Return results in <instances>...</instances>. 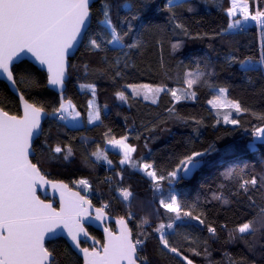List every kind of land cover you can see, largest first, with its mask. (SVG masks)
<instances>
[{
	"label": "snow or ice",
	"instance_id": "obj_1",
	"mask_svg": "<svg viewBox=\"0 0 264 264\" xmlns=\"http://www.w3.org/2000/svg\"><path fill=\"white\" fill-rule=\"evenodd\" d=\"M201 2L222 12L227 20L225 26L213 30L210 36L203 33L210 39L242 34L254 22L261 37L258 56L241 59L230 52L224 60L229 67L239 65L248 85L254 86L256 77L264 80V0ZM153 5L155 0H0V77L15 89L22 106V113L17 114L0 106V264H60L55 249H50L46 243L54 242L58 233L66 234L76 255L82 257V264H152L146 249L153 238L157 240L161 257H167L169 264H194L189 253L201 257L203 264H264V169L257 172L255 166L248 163L224 166L210 159L218 152L215 141L206 147H196L203 120L182 115L176 106L182 101H195L198 90L208 88L212 96L207 104L217 117L213 127L221 122L223 113L224 124L239 128L252 138L247 147L253 153H259L257 142L264 144V111H254L240 100L230 98L229 87L215 83L217 73L207 56L194 58L192 67L185 65L183 74L177 75L175 87L167 83H121L128 70L137 69L134 57L142 56L149 47L150 40L146 37H154L161 52L165 40L172 52L182 47V39L172 42L171 37L202 38L200 33L193 37L182 19L184 11H197L192 0H164L162 6L153 8ZM157 13L167 14L164 23L154 22ZM80 48L99 56L94 67L83 65L85 77H92L90 82L79 85L91 97L86 102L85 112L65 96L70 69L76 67L71 53ZM27 54L39 65L35 71L20 63ZM160 67L164 68L163 58ZM35 72L46 73V84H40ZM97 80H106L116 86L115 100L129 107L139 98L158 105L161 94L170 97L166 115L157 113L156 122L145 129L153 140L155 137H151V133L157 128L170 131L162 126L171 121L185 126L191 121L194 125L193 135L185 138L182 150L169 154L171 166L167 168L157 166L151 149L147 158L134 157L137 146L129 143L127 133L117 137L110 127L103 133L105 147L96 145L90 156L112 166L113 161L108 156L110 147L119 153V165L143 173L151 183L157 219L153 221L151 214L137 217L132 211L134 193L130 185L122 186L121 169L116 172L119 182L115 190L128 204V212L117 218V230L104 227L102 242L90 235L89 226L95 222L104 223L109 204L95 207L87 195L74 191L62 180L49 179V173L38 159L43 153H47L49 162L68 161L75 155L71 143L53 146L49 142L50 132L46 133L42 126L46 118L67 131H80L86 125H104L108 105L98 102ZM21 83L29 88L43 86L56 90L58 106L46 105L30 95L26 97L20 90ZM260 92L264 94V87ZM233 112L237 117L247 113L256 123H242L239 118H233ZM135 139H140V133ZM147 140L148 137L145 138L146 149ZM81 141L87 143V137H81ZM231 151V148L226 149L225 154ZM260 159L264 163V155ZM217 165L223 167L219 173L220 182L215 190L210 189L211 197H205V203L237 204L246 209L243 217L231 227L227 221L217 227L215 221H209L199 197L196 202L189 203L181 198L182 194L175 187L200 170ZM111 179L107 178L106 182L110 183ZM74 183L85 191L92 187L88 179ZM49 185L59 192L58 208L37 194L39 188ZM186 221L197 222L206 229L208 236L181 231ZM88 241H91L90 246H82ZM214 244L221 247L214 248ZM235 245L243 247L233 254L228 249ZM214 251H221L222 258L214 259Z\"/></svg>",
	"mask_w": 264,
	"mask_h": 264
},
{
	"label": "trees",
	"instance_id": "obj_2",
	"mask_svg": "<svg viewBox=\"0 0 264 264\" xmlns=\"http://www.w3.org/2000/svg\"><path fill=\"white\" fill-rule=\"evenodd\" d=\"M197 6L195 13L183 12L182 19L185 25L191 31L193 37L200 33L202 38L188 37H171L172 42L177 38L183 40L182 47L172 52L170 44L165 40L163 51L155 43L154 37H146L150 40L149 47L144 51L142 56L134 57L137 64V69L128 70L127 77L121 83H167L171 87L177 86V75H182L185 71V65L192 67L194 58L207 56L215 67L217 75L214 77L216 84L229 87V97L240 100L241 103L254 111H264V94L260 89L264 87V80L256 77L255 85H248L239 71V65L229 67L224 57L230 52L239 56L241 59L244 56H258L260 47V30L254 23H250L246 32L238 35H225L222 39H210L209 36L213 30H218L226 25L225 15L211 5H205L201 0H192ZM164 0H155V5L162 6ZM153 5V8L155 7ZM97 6H99L97 4ZM166 13H157L154 18L156 23H164ZM203 33H209V36H203ZM171 35V34H169ZM161 58H163L164 68L160 67ZM99 61V56L89 53L84 48H80L72 56V63L76 66L70 69L69 78L66 83L65 96L71 98L73 103L81 112L86 111V102L90 99V93L86 90H81L79 85L92 80V77H85L84 64L95 66ZM181 62H183L181 64ZM23 66H31L35 71L37 68L26 61L20 62ZM167 73V75L165 74ZM40 80V84H46V76L43 72H35ZM255 75V74H253ZM98 84V102L101 105L107 104L105 110L104 125H86L80 131H67L59 123L49 120L43 122L46 133L50 132L49 142L55 146L60 143L62 146L71 143L74 150V157L68 161L49 162L47 153H43L38 157L45 171L49 173V179L62 180L69 187L80 191L82 195H87L95 207H99L101 203L109 204L107 215L113 218L126 216L128 212V204L123 202L118 192L115 190L119 182L116 172L123 169V187L131 186V191L134 193L132 200V211L137 217L151 214L153 221L157 219L155 208L157 205L153 203V195L151 191V183L149 179L141 172L132 171L127 166L119 165L120 155L117 151L108 149L109 159L113 161V165H108L105 161H97L95 157H91L90 153L95 150L96 145L102 148L105 146L103 133L108 127L112 129V133L117 137L128 134L129 143L137 146V152L134 157H148L149 149L154 155L157 166L159 168H167L171 166V161L168 156L171 153L182 150L185 138L192 133V124L189 121V126L178 124L174 121L169 122L162 127L170 129V131H161L157 128L150 134L145 130L151 128L156 122L157 113L161 116L166 115L165 109L170 106V97L161 94L158 105H152L151 101H144L142 98L133 102V106L129 107L114 98V85L106 80H97ZM20 90L27 96H31L44 102L46 105L58 106V94L46 87L29 88L26 84H19ZM212 92L208 88H200L195 101H182L178 104L177 110L185 116L196 117L202 119L204 124L200 128V137L198 138L196 147H206L209 143L215 141L218 152L213 153L210 159L220 161V164L237 163L241 166L243 163L254 165L257 172L264 169V163L261 162V155H264V144L257 142L256 147L259 153H253L247 147L252 141V138L241 129L232 125L223 123L222 115L220 123L215 125L216 114L215 110L207 104L211 99ZM0 106L11 114L19 113L18 101L16 97L9 91L8 87L0 81ZM47 110H51L48 107ZM233 118H239L242 123H256L255 120L247 113H241L239 117L235 112L232 113ZM127 117V121H125ZM86 119V116H85ZM107 126V127H105ZM67 133V134H65ZM137 133H140V139H135ZM222 137L217 140V137ZM81 137H87L88 142L81 141ZM148 137V149L144 147L145 138ZM74 138V139H73ZM44 137H41V141ZM231 148V152L225 154V150ZM223 156V159L221 157ZM33 162H36L35 160ZM223 171L220 165L207 167L200 170L198 173L186 181H182L175 185L178 193H181V198L189 203L196 202L199 197L200 206L207 212L209 221H215L216 226L224 222L232 226L234 221L238 222L239 218L243 217L246 209L237 204L221 205L216 201L205 203V197L210 199L211 190H215L220 182L219 173ZM111 177V181L106 182L107 178ZM88 179L91 183V190L85 191L82 187L77 186L74 181L79 179ZM163 212V210H161ZM135 221L132 222L134 224ZM191 225V227L189 226ZM132 226V225H130ZM112 227V226H111ZM181 231L191 232L193 235L199 234L206 238L208 233L202 226H198L195 221H186ZM91 236L101 241V234L89 227ZM179 239V237H177ZM47 246L55 249V255L60 264H74L75 261H81L68 247L62 239H55L54 242H46ZM86 246V244H82ZM214 248H220L219 244H214ZM242 245L229 247V251L233 254L238 253L242 249ZM146 254L152 260V264H169L167 257H161L157 250V240L150 239L147 243ZM189 258L194 260V264H203L201 257H193L189 253ZM213 258L219 260L222 258L221 251H214ZM175 264V262H172Z\"/></svg>",
	"mask_w": 264,
	"mask_h": 264
},
{
	"label": "water",
	"instance_id": "obj_3",
	"mask_svg": "<svg viewBox=\"0 0 264 264\" xmlns=\"http://www.w3.org/2000/svg\"><path fill=\"white\" fill-rule=\"evenodd\" d=\"M76 50H72V53L71 55L73 56L75 54ZM23 61H26L28 62L29 64H31L32 66H34L35 68H39V65L37 62L34 61V58L31 57L30 54H27L25 57H24V60ZM22 62V61H21ZM46 76V73L43 72ZM0 81H2L9 89V91L16 97L17 101H18V107H19V113H22V106L19 104V99H18V94L17 92L15 91V89H13L10 84L6 81V79L0 77ZM50 90H52L53 92L57 93L56 90L54 89H51V88H48ZM58 94V93H57ZM46 120V119H45ZM43 120L42 121V124L43 122L45 121ZM191 178V177H190ZM190 178L188 179H185L183 181H186V180H189ZM65 183V182H64ZM67 184V183H66ZM71 188V187H70ZM73 189V188H72ZM74 191H77L75 189H73ZM41 199H45V198H49V199H52V203L55 207H59V199H60V196H59V192L58 191H54L51 186H43L41 188L38 189V193H37ZM82 195V194H81ZM116 220L117 218H113V217H110L109 215H107V218L106 220L104 221L103 224L99 223V222H95L94 224L90 225L89 227L90 228H93L94 230L98 231L100 234H101V242L103 241V238H104V232H103V229L104 227H110V225H112V230H117V224H116ZM62 239L65 241V243L68 245V247L70 248V250L76 255V250L74 248L71 247V243L70 241L67 240V237H66V234H63V233H58L56 239ZM91 245V241H88L86 243V246H90ZM77 256V255H76ZM80 261H81V264H82V257H79Z\"/></svg>",
	"mask_w": 264,
	"mask_h": 264
},
{
	"label": "flooded vegetation",
	"instance_id": "obj_4",
	"mask_svg": "<svg viewBox=\"0 0 264 264\" xmlns=\"http://www.w3.org/2000/svg\"><path fill=\"white\" fill-rule=\"evenodd\" d=\"M45 199H47V200H49V201H52V199H49V198H45ZM112 225H110V227H111ZM112 228V227H111Z\"/></svg>",
	"mask_w": 264,
	"mask_h": 264
},
{
	"label": "rangeland",
	"instance_id": "obj_5",
	"mask_svg": "<svg viewBox=\"0 0 264 264\" xmlns=\"http://www.w3.org/2000/svg\"><path fill=\"white\" fill-rule=\"evenodd\" d=\"M105 147V146H104ZM109 150H113V149H111L110 147L108 148ZM114 151H116V150H114Z\"/></svg>",
	"mask_w": 264,
	"mask_h": 264
},
{
	"label": "built area",
	"instance_id": "obj_6",
	"mask_svg": "<svg viewBox=\"0 0 264 264\" xmlns=\"http://www.w3.org/2000/svg\"><path fill=\"white\" fill-rule=\"evenodd\" d=\"M254 23V22H253Z\"/></svg>",
	"mask_w": 264,
	"mask_h": 264
}]
</instances>
